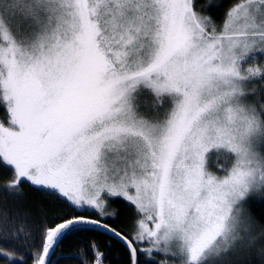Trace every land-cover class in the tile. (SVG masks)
Segmentation results:
<instances>
[{"label": "snow or ice", "instance_id": "1", "mask_svg": "<svg viewBox=\"0 0 264 264\" xmlns=\"http://www.w3.org/2000/svg\"><path fill=\"white\" fill-rule=\"evenodd\" d=\"M0 264H264V0H0Z\"/></svg>", "mask_w": 264, "mask_h": 264}, {"label": "trees", "instance_id": "2", "mask_svg": "<svg viewBox=\"0 0 264 264\" xmlns=\"http://www.w3.org/2000/svg\"><path fill=\"white\" fill-rule=\"evenodd\" d=\"M210 163H211V161H210ZM73 243H74V241L71 239L64 241L62 246H61V249L59 251H62L66 255L74 254L76 252V248L70 246Z\"/></svg>", "mask_w": 264, "mask_h": 264}]
</instances>
